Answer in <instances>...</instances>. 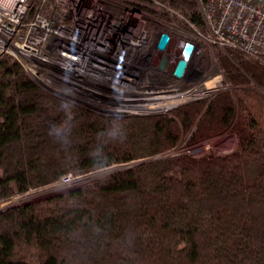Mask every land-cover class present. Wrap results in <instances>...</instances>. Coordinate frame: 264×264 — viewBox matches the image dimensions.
I'll return each mask as SVG.
<instances>
[{
  "label": "trees",
  "instance_id": "1",
  "mask_svg": "<svg viewBox=\"0 0 264 264\" xmlns=\"http://www.w3.org/2000/svg\"><path fill=\"white\" fill-rule=\"evenodd\" d=\"M121 1L186 24L151 0ZM157 1L203 27L206 0ZM219 61L227 92L170 115L114 117L46 92L1 55L0 264H264V57L228 49ZM194 124L195 140L236 134V151L150 161L1 209L65 176L175 148Z\"/></svg>",
  "mask_w": 264,
  "mask_h": 264
},
{
  "label": "built area",
  "instance_id": "2",
  "mask_svg": "<svg viewBox=\"0 0 264 264\" xmlns=\"http://www.w3.org/2000/svg\"><path fill=\"white\" fill-rule=\"evenodd\" d=\"M151 1L191 28L166 25L121 0H0V56L15 58L45 91L122 117L174 110L183 97L196 102L217 93L218 79L210 72L221 51L264 57V0H206L200 28L169 4ZM164 34L176 42L161 50ZM184 42H193L194 53L185 75L169 84L154 64L166 53L175 61Z\"/></svg>",
  "mask_w": 264,
  "mask_h": 264
},
{
  "label": "rangeland",
  "instance_id": "3",
  "mask_svg": "<svg viewBox=\"0 0 264 264\" xmlns=\"http://www.w3.org/2000/svg\"><path fill=\"white\" fill-rule=\"evenodd\" d=\"M203 5H201V13H203V10H202ZM158 7H160V6H158ZM171 16H173V15H171ZM202 17H203V14H202ZM158 20L161 21L162 19L161 20L158 19ZM175 21H178V20L176 19L173 22H175ZM162 22L166 25H169V23H170V22H165L164 20H162ZM171 24L172 23H170V26H171ZM159 26L162 27L161 24ZM151 27L154 28L153 25H151ZM182 27L188 28V29L191 28L187 24H185ZM197 27L200 28L199 26H197ZM161 31H164V30H161ZM173 34L176 35V32H174ZM178 34H180V33H178ZM191 36H192L194 43L200 42V41H198L199 39L197 38L196 35H191ZM185 43L186 42H184L183 44H185ZM174 54H176V53H174ZM172 56H173V54L171 55V57ZM176 58L177 57H173V59H176ZM219 63H220V61L216 62L214 60L213 65L211 66L212 69L210 72L211 73L210 79H212V80L218 79V87L220 88L217 93L213 92L212 96H215L216 94L218 95L220 92H225V91L227 92L228 89H230L229 84L226 81V76H225V74L222 73L223 69ZM173 81H174V79H173ZM170 82L172 83V81H170ZM219 82L221 83V85L219 84ZM209 86L212 88L211 83ZM262 94L264 96L263 92H262ZM54 96H56V95H54ZM212 96L207 97V98H203L201 100H206V99L212 98ZM59 98H61V97H59ZM61 99L64 100V98H61ZM191 103H193V102H191ZM191 103L189 102L188 104H191ZM182 106H179L177 108H180ZM171 113H172V110L167 111L165 113L161 112V113H157V114H148L145 117H155V116L168 115V114L170 115ZM100 115H104V114H100ZM200 116L201 117H197V119H201L202 115H200ZM114 117H122V116H114ZM126 117H138V116H126ZM197 127H198V125L194 124L190 130L180 134V139H179L180 142L175 148L168 149V150H166L160 154H157L153 157L137 160V161H134V162L129 163V164L114 165V166H111L110 168H107L104 170H99V171L90 173V174L85 175V176L74 177L72 175H68V176L73 177V178H71V180H73L71 183H69L67 185L60 184V185H57V186H54L51 188H47L44 190H38V191L30 192L28 195H26L24 197H21V198L19 197V198L12 200L11 202L6 204L5 206L1 207V209L31 204V203H34V202H37L40 200H44V199H47L49 197H53V196L65 193L67 191L74 190L76 188H80L83 186L93 184V183L107 177L108 175L117 173V172L122 171L124 169H128L130 167H134V166H137L140 164L149 163L150 161H157V160L177 158V157H179V158L180 157H191L195 160H197V159L199 160L202 158H206L210 155L224 156V155L233 154L236 151L237 145H238V137L236 134L230 133L227 131L224 134L216 135V136L211 137L210 139H207V140L206 139L195 140L194 138L196 137L195 132L197 131Z\"/></svg>",
  "mask_w": 264,
  "mask_h": 264
},
{
  "label": "water",
  "instance_id": "4",
  "mask_svg": "<svg viewBox=\"0 0 264 264\" xmlns=\"http://www.w3.org/2000/svg\"><path fill=\"white\" fill-rule=\"evenodd\" d=\"M175 42L176 41L174 39H171L168 34H164L161 37L158 47L161 50H165L168 45L175 44ZM194 49V44L191 42L185 44L181 43L175 54V56L177 57L175 61L172 62L171 55L169 53H166L163 56L161 62L155 63L154 65L162 72L168 73L175 78L181 79L188 69L189 62L194 53Z\"/></svg>",
  "mask_w": 264,
  "mask_h": 264
},
{
  "label": "bare ground",
  "instance_id": "5",
  "mask_svg": "<svg viewBox=\"0 0 264 264\" xmlns=\"http://www.w3.org/2000/svg\"><path fill=\"white\" fill-rule=\"evenodd\" d=\"M138 24V23H137ZM222 91V90H221ZM191 100H189L188 98H185V97H183V98H181V99H179V102L177 103V105L175 106V107H179V106H181V105H183V104H186V103H189ZM191 103V102H190ZM174 107V108H175ZM169 108H168V106H164L163 108H162V110H159V112L161 113H165V112H167L166 110H168ZM175 110V109H174ZM173 111V110H172Z\"/></svg>",
  "mask_w": 264,
  "mask_h": 264
},
{
  "label": "flooded vegetation",
  "instance_id": "6",
  "mask_svg": "<svg viewBox=\"0 0 264 264\" xmlns=\"http://www.w3.org/2000/svg\"><path fill=\"white\" fill-rule=\"evenodd\" d=\"M156 71L158 72V74L160 75V77L166 81L167 83H171L170 81L173 82V79H175L172 75L162 72L159 68L156 69Z\"/></svg>",
  "mask_w": 264,
  "mask_h": 264
}]
</instances>
